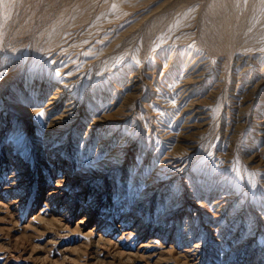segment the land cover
I'll list each match as a JSON object with an SVG mask.
<instances>
[{
    "label": "rangeland",
    "instance_id": "374dc122",
    "mask_svg": "<svg viewBox=\"0 0 264 264\" xmlns=\"http://www.w3.org/2000/svg\"><path fill=\"white\" fill-rule=\"evenodd\" d=\"M222 1L0 0V264H153L154 261V264H264V129H260L264 127V0ZM221 2L226 3L225 6ZM145 10L150 12L148 16L130 20L134 14ZM243 51L248 66L244 75L235 69L236 54ZM58 55L66 59L63 64H72L81 70V74L74 78L77 81L70 87V91L81 100L77 114L87 115L78 131L81 137L84 131L91 130H86V127L93 125V120L99 118L101 112L109 114L115 110L110 117L120 132L111 144H116L131 128L135 145L148 149L150 156L157 148L161 151L169 147L189 163L187 179L190 181L187 180L186 184L180 175V188L176 192L187 205L194 202L189 191L191 186L193 191L194 186L200 188L197 190L199 197L206 193L204 182L211 172L221 182L237 190L240 195L233 206L242 200L236 207L238 216L226 229H221L223 235L218 236L214 230L202 233V225L206 223L204 219L212 220V211L202 213L198 219L194 215L195 210L190 209L188 219L192 218V222L187 221L185 226L184 223L179 224L175 242L171 241L175 231L173 224V231L168 232L165 241L163 237H156L154 244L157 248L150 251L154 252L153 255L148 256V260L147 254L145 258L142 255L143 260H140L136 250L147 235L130 234L119 239L124 228L120 225L121 218L126 216L130 220L134 216L133 220H141L140 216L145 215L149 221L144 234H148L155 223H161L162 230L167 232L169 223L168 219L160 218L165 211L166 200L157 198L159 191L156 188L164 183L152 185L149 189L145 187V166L140 164L141 160L134 161L135 155L131 161L110 158L97 168L90 166L77 171L81 176L68 182L73 190L74 185L82 180L88 183L83 188L84 196H78L86 201L94 188L90 176L95 173L100 176L111 167L101 177L95 178L111 184L105 187V195L101 194L92 202L88 200L94 207L92 214L80 208L82 200L77 198L74 205L60 211L52 203L45 207V194L56 182H52V177L49 181L48 176L47 184L40 190L35 186L36 176L43 168L39 167L41 160L33 153L43 136L47 118L41 111L46 100L40 104L37 101L46 85L55 80L53 77L59 79L52 62ZM197 55L205 56L210 69L203 97L212 91L211 96L203 98V106L210 107L211 119L202 132L200 129L181 128L180 117L177 118L181 104H175L178 96L173 88L187 58ZM9 62L18 65L16 72H7ZM133 74L140 75L141 85L134 96L131 95L133 92L129 93L131 86L128 85ZM246 84L251 89H245L249 88ZM113 101L116 103L112 104ZM25 108L36 111L21 113ZM119 119L125 120L121 123ZM70 130L75 133L76 126L73 124L68 132ZM259 131H262L261 135H257ZM81 137H77L79 141L74 147L77 151V154L74 152L75 159L79 160V150L83 158L97 155V145L85 144L82 147ZM98 142L100 140L95 143ZM41 145L39 142V151ZM130 148H125V157ZM15 157L28 164L19 171L29 170V173L13 189H5L8 176L15 175V165L21 163ZM41 157L44 159L42 152ZM197 173H202L199 181L196 180ZM58 179L63 180L62 185L67 183L66 176ZM174 181L169 183V190L174 189ZM209 185L213 187V184ZM218 185L215 193L222 186ZM111 192L115 194L113 197ZM185 209H181V215ZM198 212L201 210L197 209ZM103 216L107 218L101 222ZM82 218L86 219L84 224L78 222ZM95 221H100V227L91 235L88 231ZM97 233L105 236L106 241L98 242ZM200 234L206 239L203 240L202 251L196 255L191 245L195 240H201ZM182 235L184 240L179 242ZM160 248L168 251L160 255ZM183 248H191L190 254L195 253V259L178 254Z\"/></svg>",
    "mask_w": 264,
    "mask_h": 264
},
{
    "label": "bare ground",
    "instance_id": "6f19581e",
    "mask_svg": "<svg viewBox=\"0 0 264 264\" xmlns=\"http://www.w3.org/2000/svg\"><path fill=\"white\" fill-rule=\"evenodd\" d=\"M147 3L150 2V0H146ZM164 1H172V0H164ZM224 1V0H223ZM222 1V2H223ZM128 2V1H126ZM145 2V1H144ZM143 2V3H144ZM224 5L225 4H222ZM131 3V2H130ZM141 3V1H140ZM145 4V3H144ZM220 4V3H219ZM140 5V4H138ZM223 6V7H224ZM216 7V6H215ZM221 7V6H220ZM216 9V8H215ZM221 10H223L222 8H220ZM227 9V8H224ZM220 10V11H221ZM216 11V10H214ZM228 11V10H227ZM226 12V11H224ZM150 13L149 11L145 10V11H139L138 13L134 14L133 17L130 19H140L144 16H148ZM217 13V12H216ZM219 15V14H218ZM223 15V14H222ZM228 15V14H226ZM226 15H224V17H226ZM220 16V15H219ZM217 16V20L218 17ZM228 17V16H227ZM226 17V18H227ZM190 20V19H188ZM187 20V21H188ZM222 20V19H221ZM239 20V19H237ZM185 21V22H187ZM225 21V19L223 18V22ZM242 20H240L241 22ZM183 22V20H182ZM182 22H178L179 24H181ZM191 22V21H190ZM220 22V21H219ZM189 23V21H188ZM176 24V23H175ZM185 24V23H182ZM210 24V23H209ZM208 24V25H209ZM236 24V23H235ZM187 25V24H186ZM192 25V24H191ZM190 25V26H191ZM175 26V25H174ZM183 26V25H182ZM221 26V25H220ZM187 27V26H184ZM225 27V26H224ZM236 27V26H235ZM239 27V26H238ZM263 27V26H262ZM74 28V27H72ZM188 28H189V24H188ZM212 28V27H210ZM233 28V27H232ZM190 29V28H189ZM237 29V27H236ZM71 30V29H70ZM211 30V29H209ZM263 30H261L262 32ZM71 32V31H70ZM236 32V31H235ZM239 32V31H237ZM259 32V33H261ZM66 33H69L66 32ZM263 33V32H262ZM231 34V32H230ZM229 34V36H230ZM236 34V33H235ZM264 34V33H263ZM65 35V34H64ZM233 35V32L232 34ZM224 36V35H223ZM228 36V34H227ZM218 37V36H217ZM222 37V36H221ZM231 37V36H230ZM104 38V37H103ZM102 38V39H103ZM236 38V35H235ZM66 39V38H65ZM101 39V38H100ZM101 39V40H102ZM99 40V41H101ZM227 40V38H226ZM234 40V39H233ZM225 41V39H224ZM231 41V40H230ZM229 41V43H230ZM225 43V42H224ZM228 43V42H227ZM228 43V44H229ZM232 43V42H231ZM45 46V45H44ZM48 46V45H47ZM51 46V45H49ZM228 46V45H227ZM54 47V46H52ZM229 47V46H228ZM262 47V46H260ZM50 48V47H49ZM56 48V46H55ZM58 48V47H57ZM227 48V47H226ZM259 48V47H258ZM48 49V48H47ZM63 49V48H62ZM99 49V48H98ZM102 49V48H101ZM238 49V48H236ZM242 49V48H241ZM247 49V48H246ZM245 49V51H247ZM251 48H249L250 50ZM255 49V48H254ZM235 50V49H234ZM253 50V48H252ZM257 50V49H256ZM50 51V50H49ZM241 51V50H240ZM245 51H243L244 53H238L236 54L237 56V61H236V67L235 69L240 71L241 74H245L248 71V66H247V60H246V55H245ZM55 52V51H54ZM68 52V50H67ZM99 52V50H98ZM234 52V51H233ZM230 52V53H233ZM252 52V51H251ZM49 53V52H48ZM53 53V52H52ZM60 53V52H59ZM237 53V52H236ZM249 53V52H248ZM11 54V53H10ZM62 54V51H61ZM73 54V53H72ZM15 55V54H14ZM13 55V56H14ZM50 55V54H49ZM67 55V54H66ZM75 56V54H73ZM203 55V54H202ZM202 55H197L195 57L192 58H187V61H185V68L183 69V71L180 73L179 77L177 78V81L174 82V91L177 92V100L175 101V104L177 102L181 104V106L179 107V112H178V116L177 118L180 117L181 120V128L182 126L185 128H190L191 130L193 129H200V132H202V128H204L208 121H210V111L208 110L209 108H207L206 106H203V94L202 92H204L205 88V82L206 79L208 77V73H209V65L207 64L208 60L205 58V56ZM232 55V54H231ZM250 55V54H249ZM11 56V55H10ZM51 56V55H50ZM53 56V55H52ZM72 56V55H71ZM70 56V57H71ZM8 57V56H7ZM69 57V58H70ZM234 57V56H232ZM235 57V58H236ZM260 57V56H259ZM230 58V57H229ZM251 58V57H250ZM7 59V58H6ZM68 59V58H67ZM261 59V58H260ZM10 60V59H9ZM66 59L60 57L59 55L54 57L52 62L55 65V69L56 72L58 73V77L59 79H57L56 77L55 80H52L51 83H49L48 85H46V88L41 92L39 101H37L38 104L42 103L44 101V99L46 100L44 102V104H42L41 107V111L43 113V116H47V118L45 119L46 121V127L43 130V136H41V138H37L39 139V142L42 143V145L39 147L41 149V151L38 150V144L39 142L36 143V152L33 153L36 155V158L39 157V167L41 166L43 169L41 171H39V175L36 176V189H41L42 186H45L47 184V177L49 176V181L50 178L52 177V182L55 181L56 183L54 185H51V187L49 188L48 192L45 194V198H44V202L43 204L46 206H48L49 204L51 205V203L54 205H56L57 207L55 208L56 210L60 211L61 208H67V207H71L72 205H74V200L80 199L78 198V196H84V191L83 188H86L88 185V183H86L85 180H82L81 182H79L77 185H74V190L73 187L71 188L68 184L69 181H73L75 179V177H80L81 174L78 173L77 171H82L90 166L92 167H98L104 163H106L110 158H119V159H123L125 161V158H127V160L131 161L130 159L132 158L133 155H135V159L134 161L137 160H141L140 164L145 166V180L143 182V184L145 185V187H147L148 189L152 187V185L155 184H160V183H164L163 185L158 186L156 189H158L159 193L157 194V198H161L162 200L165 199V211L163 212V214L160 215L161 219H168L169 223V228L168 231H163L162 230V224H154L151 228V231L148 234H144L146 232V228L148 227V219L147 217L144 216H140L141 220H139L140 218H137L135 220H133L131 217L130 220H128V217L123 216L121 218V226L124 227L121 231V235L119 237V239H122V237L124 236H129L131 235H135V234H141L142 237H145L146 235V239L144 241L139 242L138 244V248H137V252L139 253L140 260L141 256L143 255V257L146 255V258L150 255H153L154 252H150L152 249L155 250V247L157 248V245L154 244L155 242H157L155 239L156 237H163L162 240L165 241L168 232H172L173 229H175L173 237L171 239L172 242H175L177 235V228L179 226V224H183V226L186 225V222H192V218H189V211L190 209H194V215H196V217L199 219L200 217H202L201 215H203L202 213L207 212V211H212V213L210 214L212 216V220H208L204 219V221L206 223H203L202 227L204 228L202 233H204L205 231H211L214 230L215 232H218V236L219 235H223V230L221 229H226L227 225L230 223V221L234 218H236L238 216L237 213V205L242 201L240 200L238 202L237 205H235V207L233 206V203L236 202V200L238 201V197L240 194H238L235 189H232L231 186H228V183L225 184L223 182H221L222 180L220 178H217L216 176H214V174L211 172V176H207L208 180L207 182H204V189L206 191V193H203L202 196H198L197 194L199 193V189L197 186L195 187L194 185V190H191V188L189 189L192 197H193V201L194 202H189V204L187 205L186 202L184 200L181 201L180 196H177L176 192L179 191V180H180V175H182L184 177V180L187 184V174H188V170L190 169L189 163L179 154H174V151L169 150L168 149H164V150H159V148H157V150L153 153L154 155L150 156V153L148 152V149H144L143 147L139 146V145H135V139L134 137L131 135V128H129V130L125 133V135L123 136V138H120L118 140V142L116 144H111L115 138L117 137L118 133L120 132V130H117L116 127V123H114L113 119L110 117V113L114 112H110L105 113L101 112V116L99 118L94 119L93 121V125L91 124V126L86 127V130H90V131H84V135L81 137L80 134H78V131L80 129V125L83 124V122L85 121L87 115H80L77 114L78 111V105L81 102V100H78V98H76V96L70 91V87L77 81L74 80V78L78 75L81 74V70H79L77 67L72 66V64H63V62ZM69 60V59H68ZM5 61V60H4ZM77 61V60H76ZM210 61V60H209ZM232 61V60H231ZM22 62V61H21ZM66 62V61H65ZM74 62V61H73ZM91 62V61H90ZM235 62V61H234ZM233 62V63H234ZM10 64L7 65L9 69V71L11 73H14L18 70V68L15 64H11V62H9ZM76 63V62H75ZM4 64V63H3ZM6 64V63H5ZM210 64V63H209ZM252 64V63H250ZM76 65V64H75ZM6 66V67H7ZM212 66V65H211ZM210 66V67H211ZM5 67V68H6ZM22 67V66H21ZM52 68V66H50ZM4 68V70H6ZM23 68V67H22ZM212 68V67H211ZM54 69V70H55ZM167 71V70H166ZM234 71V70H233ZM2 72V71H1ZM4 72V71H3ZM5 72V73H7ZM4 73V74H5ZM145 73H148L147 71H145ZM174 73V71H173ZM263 73V72H262ZM9 74V73H8ZM7 75V74H6ZM261 75V74H260ZM57 76V75H56ZM10 77V76H8ZM7 78V77H6ZM41 78V77H39ZM244 77H242L241 79H243ZM261 79V78H260ZM59 80V81H58ZM264 80V79H263ZM39 81V80H38ZM245 81V80H244ZM249 81V80H248ZM258 82V81H257ZM16 83V82H15ZM18 83V82H17ZM26 83V82H25ZM35 83V82H34ZM240 83H242V81H240ZM245 83V82H244ZM40 84V83H39ZM12 85V84H11ZM35 85V84H34ZM33 85V86H34ZM44 85V84H43ZM50 85V86H49ZM129 86H131V88L129 89V93L133 92L131 95L134 96V94H136L141 85H140V75L139 74H133V79L131 78L129 80L128 83ZM247 85V84H246ZM257 85V84H256ZM48 86V87H47ZM249 87V85H247ZM254 86V85H253ZM251 86V87H253ZM16 87L13 86V88ZM11 88V87H10ZM159 88V87H158ZM171 88V87H170ZM18 89V88H17ZM39 89V88H38ZM245 89H251L249 88H245ZM42 90V89H41ZM165 90V89H164ZM172 90V89H171ZM169 90V91H171ZM240 90V89H239ZM15 91V90H14ZM13 90L11 92H14ZM37 91V90H36ZM39 91V90H38ZM37 91V92H38ZM158 91V90H157ZM167 91V92H169ZM36 92V93H37ZM163 92V91H162ZM160 92V94L162 93ZM240 92V91H239ZM238 92V93H239ZM170 93V92H169ZM173 93V92H172ZM20 94V93H19ZM159 94V95H160ZM212 91L210 90L207 93V98L209 96H211ZM15 95V94H14ZM48 95V96H47ZM166 95V94H165ZM164 95V96H165ZM47 96V98H46ZM157 96V95H156ZM162 96V95H160ZM9 97V96H8ZM106 97V96H105ZM166 97H168V95H166ZM175 98V96H173ZM205 97V98H206ZM157 99V97H155ZM12 99V98H11ZM21 99V98H20ZM23 99V98H22ZM155 99V100H156ZM170 99V98H169ZM14 100V99H13ZM36 100V99H35ZM10 101V100H9ZM21 101V100H20ZM19 101V102H20ZM158 101V100H157ZM160 101H162L160 99ZM167 101V99H166ZM243 101V100H242ZM245 101V100H244ZM28 102V101H27ZM32 102V101H31ZM34 102V101H33ZM174 102V101H173ZM36 103V102H35ZM116 103L115 101L112 102ZM168 103V102H167ZM30 104V103H29ZM205 104V103H204ZM171 105V104H170ZM206 105V104H205ZM24 106V105H23ZM165 106V105H164ZM163 106V107H164ZM161 107V106H160ZM239 107V106H238ZM111 108V107H110ZM212 108V107H211ZM166 109V108H165ZM215 110V109H213ZM36 110H29V109H22L21 113L23 114H30L35 112ZM91 111H94L93 109H91ZM239 111V110H238ZM217 112V110H216ZM54 114V115H53ZM214 114V113H213ZM259 115V114H258ZM213 116V115H212ZM264 116V115H263ZM262 116V117H263ZM14 118V117H13ZM255 118V117H254ZM11 120V116H9V120ZM19 120V119H18ZM119 122H124L123 120L125 119H119ZM17 121V119H16ZM32 122V120H29V123ZM27 123V122H26ZM178 123V122H177ZM16 124V123H15ZM19 124V123H18ZM76 126V132L72 133V131L70 129V127L72 125ZM264 124V123H263ZM177 125V124H176ZM185 125V126H184ZM170 126V125H169ZM209 126V125H208ZM207 126V127H208ZM15 127V126H14ZM43 127V126H42ZM99 127V128H97ZM164 127V126H163ZM167 127V126H166ZM164 127V128H166ZM171 127V126H170ZM178 127V126H176ZM123 128V127H122ZM169 128V127H167ZM173 128V127H172ZM185 128V129H186ZM40 129V128H39ZM43 129V128H42ZM163 129V128H161ZM180 129V128H179ZM178 129V130H179ZM183 129V128H182ZM205 129V128H204ZM260 129H264V127L260 128ZM13 130V128H12ZM15 130V129H14ZM95 130V131H94ZM165 130V129H164ZM169 130V129H168ZM174 129H171V131ZM181 130V129H180ZM196 130V131H197ZM81 131H82V127H81ZM161 131V130H160ZM167 131V130H166ZM182 131V130H181ZM180 131V132H181ZM187 131V130H185ZM190 131V130H189ZM194 131V132H196ZM204 131V130H203ZM36 132V131H35ZM74 132V131H73ZM184 132V131H183ZM192 132V131H191ZM260 132L262 133V131H259V133H257V135L260 134ZM164 133V132H163ZM167 133V132H166ZM185 133V132H184ZM165 134V133H164ZM169 134V133H168ZM173 134V133H172ZM180 134V133H178ZM190 134V133H189ZM192 134V133H191ZM190 134V135H191ZM197 134V133H196ZM161 135V134H160ZM174 135V134H173ZM195 135V134H194ZM261 135V134H260ZM69 136H71L73 139L70 140ZM178 136V135H177ZM186 136V135H185ZM192 136V135H191ZM39 137V136H38ZM77 137H81V139L83 140L81 145L82 147L85 146V144H96L97 145V150L99 151L98 154L94 155L91 158L85 157L83 158L80 153L79 150V160L75 159V154L74 152L77 151L74 150L75 145L78 143L79 139H77ZM166 137V136H163ZM182 138V137H181ZM180 138V139H181ZM184 138V137H183ZM182 138V139H183ZM191 139V138H190ZM70 140V143H68V141ZM96 140H100V142L95 143ZM177 140V138H176ZM179 140V139H178ZM185 140V139H184ZM187 141V139H186ZM44 142V143H43ZM185 142V141H184ZM187 143V142H186ZM189 143V142H188ZM166 144V143H165ZM164 145V144H163ZM166 146V145H165ZM131 147V148H130ZM159 147V146H158ZM194 147V146H193ZM125 148H130V150L127 152L126 157L124 156L125 154ZM134 148V149H133ZM192 148V147H191ZM162 149V148H161ZM172 149V148H171ZM261 149V148H260ZM264 150V149H263ZM262 150V151H263ZM261 151V150H260ZM261 151V152H262ZM41 152L44 156V159L41 157ZM259 152V151H258ZM253 153V152H252ZM256 153V152H255ZM260 153V152H259ZM264 153V152H263ZM262 153V154H263ZM105 154V156L103 155ZM251 154V153H250ZM261 154V155H262ZM141 155V157H140ZM260 155V154H259ZM38 156V157H37ZM74 157V160H70V158ZM251 157V156H250ZM255 157V156H254ZM253 157V158H254ZM18 157H15V159L17 161H20L21 163L16 164V174L15 175H9L8 176V180L6 183L7 186L5 189H13L18 182L20 183V181H22V179L24 178L25 174L29 173V170H25V171H19V169L23 166H26L28 164L26 163H22L23 160H18ZM260 158V156L258 157ZM67 159V161H65ZM262 159V158H261ZM35 160V159H34ZM133 160V159H132ZM75 161V163H74ZM203 161V160H202ZM264 161V160H263ZM256 162V160H255ZM260 162V161H259ZM206 163V162H205ZM261 163V162H260ZM59 164L62 165V168L59 167ZM75 164V165H74ZM30 165V164H29ZM137 165V163H136ZM141 166V165H140ZM132 167V166H130ZM137 167V166H136ZM37 168V167H36ZM73 168L75 169V173L73 172ZM111 170V167L106 168L103 172L99 174H92L89 178L90 181L94 182V188L90 190V194L88 196V198L92 201H95L97 199V197H99L101 194L105 195L104 189L108 184H111L109 182H106L104 180H99V179H95V178H99L101 177L106 171ZM137 171V170H136ZM141 171V170H139ZM196 171V170H195ZM198 172V171H197ZM204 171H202L203 173ZM207 172V171H206ZM210 172V171H209ZM13 173V172H11ZM202 173H197L198 175L196 176V180L199 181L201 178ZM77 174V175H76ZM121 174V172L119 173ZM139 174V173H138ZM205 174V173H203ZM210 174V173H209ZM17 175H21V177L19 178ZM94 175V176H93ZM67 177V183L65 185H62L61 181L58 179V177ZM93 176V178H92ZM221 177V176H220ZM222 178V177H221ZM80 178H78L79 180ZM175 180V181H174ZM206 180V179H205ZM220 180V181H219ZM174 181V185L172 186L174 189L173 190H169L168 186L170 185L169 183ZM190 181V180H189ZM188 181V182H189ZM193 181V180H191ZM196 181V182H197ZM226 181V180H225ZM198 183V182H197ZM201 183V182H200ZM203 183V182H202ZM213 184V187H211V185L209 184ZM221 184V188L220 191L218 193H215L216 186L218 184ZM32 185V184H31ZM219 186V185H218ZM202 187V186H201ZM220 187V186H219ZM234 187V185H233ZM35 189V190H36ZM18 190V189H17ZM198 190V191H197ZM36 193H38V191H36ZM111 197H113L115 194L114 193H110ZM200 194V193H199ZM202 194V193H201ZM87 198V199H88ZM245 198V197H244ZM88 199V200H89ZM210 199V200H209ZM18 200V199H17ZM82 200V199H80ZM88 200H82L81 202V207L82 209H84L83 211H86L88 214H92L94 207L92 205H90L88 202ZM209 200V202L207 201ZM207 201V202H205ZM14 202V200H13ZM12 202V203H13ZM16 203V200H15ZM11 204V203H10ZM158 205H160L158 203ZM183 205V206H182ZM198 206L200 207H204V208H198ZM185 209V213L183 215H181V213L183 212L184 208ZM234 207V208H232ZM0 208H1V202H0ZM48 209V208H47ZM81 209V210H82ZM183 209V210H181ZM197 209L201 210V212L197 213ZM227 209H229L227 211ZM142 210H139V213H141ZM41 214V210L38 211ZM45 212V211H44ZM85 212V213H86ZM234 213V214H230V213ZM43 213V212H42ZM86 213V214H87ZM248 213V212H247ZM206 214V213H205ZM246 216V213L244 214ZM249 215V214H248ZM35 216V215H34ZM36 216H40L39 214ZM205 217V216H204ZM39 218V217H37ZM107 218V216H103L102 220H100L101 222H104L105 219ZM32 219V218H31ZM36 219V217H35ZM56 219V218H55ZM55 219H51L52 221H55ZM198 219H195L196 222H199ZM33 220V219H32ZM126 220V221H125ZM194 220V219H193ZM221 221L219 224H216L217 221ZM86 221V219L82 218L80 221H78L80 224H84V222ZM100 221H95L94 225L91 227V229H89V233L91 235H93L94 231L96 229H98L99 223ZM174 224L173 229L171 228V225ZM119 227V226H118ZM131 227V228H130ZM255 227V226H254ZM129 228V229H128ZM128 229V230H127ZM259 229V228H258ZM257 229V230H258ZM221 230V231H220ZM256 230V229H255ZM107 231V230H106ZM165 233L164 235L162 234ZM185 231V230H182ZM135 232V233H134ZM192 233V232H191ZM195 234H199V233H195ZM97 240L98 242L100 240H103L104 242L106 241V238L102 237L101 234H96ZM191 235V234H190ZM201 240L198 241L195 240V242L191 245L193 246L192 248L195 250L196 255L199 254L202 250V246H203V240L206 239V237L204 235H201ZM108 240V239H107ZM184 240V235H182V237H180V241L182 242ZM119 241V240H118ZM97 242V241H96ZM102 242V241H100ZM94 243V242H93ZM107 243V242H106ZM98 244H96L97 246ZM104 245V243H103ZM101 246V245H100ZM172 247V246H169ZM66 250V249H65ZM158 250V249H156ZM191 248H183L181 249L178 254L180 255H185V257H192L195 259V253L192 255L190 254ZM193 250V251H194ZM168 250H164L160 248V255L164 252H167ZM130 251H128V254ZM150 252V253H149ZM127 253V252H126ZM133 253V252H132ZM122 255V254H121ZM132 255V254H131ZM136 254H134L135 256ZM124 256V255H123ZM130 257V255L128 256ZM160 257V256H159ZM184 257V258H185ZM127 258V257H126ZM130 258H134L133 256ZM145 258V257H144ZM155 258V257H154ZM149 258H147L148 260ZM151 259V258H150ZM156 259V258H155ZM138 260V259H136ZM146 260V261H147ZM185 260V259H184ZM145 261V262H146ZM161 261V260H160ZM186 261V260H185ZM188 261V260H187ZM135 262V259H134ZM150 262V261H149ZM153 262V261H152ZM155 262V261H154ZM153 262V264H154ZM166 261H164L165 263ZM147 263V262H146ZM169 264V262H167ZM173 263V262H172ZM187 263V262H186ZM152 264V263H151ZM158 264V263H157ZM252 264H257L256 262L252 263Z\"/></svg>",
    "mask_w": 264,
    "mask_h": 264
}]
</instances>
